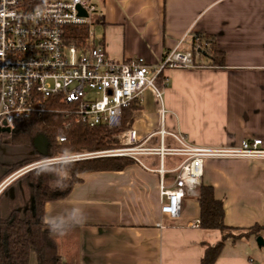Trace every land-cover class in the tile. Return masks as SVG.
Returning <instances> with one entry per match:
<instances>
[{"label": "crops", "instance_id": "0c3cea01", "mask_svg": "<svg viewBox=\"0 0 264 264\" xmlns=\"http://www.w3.org/2000/svg\"><path fill=\"white\" fill-rule=\"evenodd\" d=\"M94 2L95 41L115 61L143 59L155 65L166 51H193L196 36L214 43V57L197 55L196 67L166 71L162 104L168 133L183 136L196 149H236L252 139L264 145V0ZM160 104L154 92L144 93L129 124L140 139L160 129ZM159 143L154 135L146 146ZM165 146L181 148L171 135ZM35 159L31 147H2L0 219L33 208V188L26 176L33 163L16 172L9 167ZM137 159L122 171L80 174L66 199L45 205L44 217L72 207L84 211L86 223L72 230L78 264H201L204 245L217 244L221 232L198 225L197 194L182 200L179 218L161 213L160 180L173 187L187 157L166 156L163 174L157 156ZM203 171L201 185L212 187L223 202L226 226L264 224V159L206 157ZM50 185L57 188L51 176ZM31 264H36L33 254ZM215 264H264V230L259 238L228 240Z\"/></svg>", "mask_w": 264, "mask_h": 264}, {"label": "built area", "instance_id": "2783aa9c", "mask_svg": "<svg viewBox=\"0 0 264 264\" xmlns=\"http://www.w3.org/2000/svg\"><path fill=\"white\" fill-rule=\"evenodd\" d=\"M32 2L0 0V128L13 134L35 116L62 112L90 128L118 130L124 109L133 102L142 104L147 90L154 92L161 102L157 109L161 126L156 133L142 140L136 129L127 127L117 133L119 148L77 156L78 160L127 157L139 162L138 156L154 155L159 158L161 174L165 173L166 156H186L173 187H167L163 177L160 180L161 213L172 219L179 218L182 200L197 194L206 157L264 159L261 139L243 141L236 149H196L189 147L183 136L163 128L166 111L162 94L168 85L165 73L196 67L192 51H166L155 65L143 59L118 62L95 41L92 27L98 7L94 0H51L42 6ZM77 28H86L84 41L76 38ZM195 44V50L208 46L200 36L195 37ZM56 102L64 107L62 111L53 106ZM154 135L160 137L159 146H146ZM167 135L181 148L166 147ZM58 141L63 143L66 138Z\"/></svg>", "mask_w": 264, "mask_h": 264}, {"label": "trees", "instance_id": "16d2710c", "mask_svg": "<svg viewBox=\"0 0 264 264\" xmlns=\"http://www.w3.org/2000/svg\"><path fill=\"white\" fill-rule=\"evenodd\" d=\"M49 1L51 0H33L32 3L34 6H42ZM75 34L78 40H85L84 28H77ZM204 40L208 46H203L200 50L193 48L194 57L206 55L212 58L217 54L214 43L207 38ZM53 106L61 111L64 109L58 102ZM140 108L141 104L137 102L125 108L122 128L118 130H110L106 126L90 128L77 123L73 116L62 112L35 116L13 134L11 142L16 146L31 147L36 157L40 158L56 156L65 148L70 149L76 155L110 150L119 145L118 141L112 138L113 135L129 127L133 113ZM40 135L45 136L49 143L46 155L39 154L34 146L35 139ZM59 137H65L66 141L59 142ZM33 162L34 160H27L12 165L9 167L10 172H16ZM133 163L134 161L127 157H98L79 160L69 171L71 182L63 189L52 188L49 175L37 176L33 169L27 172L26 176L33 188L34 206L25 213L15 211L7 220H0V264H31L33 253L36 257V264H78L73 229L62 237L53 235L43 222L45 205L66 199L72 187L79 182L80 174L122 171ZM197 200L201 208L199 226L205 230L221 232V240L217 244L204 245L201 264H215L228 240L237 242L251 237L259 238L260 232L264 230V224L255 225L249 229L226 226L223 202L216 198L214 189L210 186L200 185L198 187ZM233 231H240V233L234 234Z\"/></svg>", "mask_w": 264, "mask_h": 264}, {"label": "clouds", "instance_id": "9594fccd", "mask_svg": "<svg viewBox=\"0 0 264 264\" xmlns=\"http://www.w3.org/2000/svg\"><path fill=\"white\" fill-rule=\"evenodd\" d=\"M78 161V156L70 149H63L58 155L51 157H42L35 161L32 169L37 176L49 175L54 178L56 186L60 189L67 187V182L71 179L70 169ZM63 162L62 168L55 166ZM87 221V216L80 207H72L64 213L56 216H45L44 224L48 230L57 237L65 236L76 227L83 226Z\"/></svg>", "mask_w": 264, "mask_h": 264}, {"label": "rangeland", "instance_id": "374dc122", "mask_svg": "<svg viewBox=\"0 0 264 264\" xmlns=\"http://www.w3.org/2000/svg\"><path fill=\"white\" fill-rule=\"evenodd\" d=\"M94 18H96V17H94ZM92 28H93L94 32L96 33L94 26ZM84 31L86 33V28H84ZM116 136H117V133H115L112 138L118 141V139L116 138ZM11 141H12V136L10 134H8V133L2 134V136L0 137V151H1L2 147L3 148L4 147L5 148H7V147H16V145H13ZM118 143H119V141H118ZM117 148H119V145H118V147L117 146L112 147V149H117ZM5 151L6 150H4L1 153H5ZM103 151H106V150H103ZM99 152H102V151H99ZM94 153H98V152H94ZM81 154L86 155V154H92V153L85 152V153H80V154H77V155H81ZM39 159H41V158L40 157H36V159L34 160V162L37 161V160H39ZM80 160H85V159H80ZM63 166H64L63 165V162H61V163L57 164L55 167H57L59 169V168H62ZM69 176L71 177L70 174H69ZM70 182H71V179L67 182V184H69ZM232 233L238 234V233H240V231H233ZM33 255L35 256L34 253H33Z\"/></svg>", "mask_w": 264, "mask_h": 264}, {"label": "water", "instance_id": "95a60500", "mask_svg": "<svg viewBox=\"0 0 264 264\" xmlns=\"http://www.w3.org/2000/svg\"><path fill=\"white\" fill-rule=\"evenodd\" d=\"M79 11L82 16H86V13L83 12L81 9H79ZM1 133H10V130L8 128H0V134ZM48 144H49L48 140L43 135L38 136L34 141V146L36 150L38 151V153L41 155L47 154ZM259 242H260V239H259Z\"/></svg>", "mask_w": 264, "mask_h": 264}, {"label": "flooded vegetation", "instance_id": "af4514ba", "mask_svg": "<svg viewBox=\"0 0 264 264\" xmlns=\"http://www.w3.org/2000/svg\"><path fill=\"white\" fill-rule=\"evenodd\" d=\"M2 134H4V133H1L0 134V137L2 136ZM8 134H10V133H8ZM14 134V133H13ZM13 134H10L11 136H13ZM1 183V182H0ZM33 209V208H32ZM0 220H2V219H0Z\"/></svg>", "mask_w": 264, "mask_h": 264}]
</instances>
